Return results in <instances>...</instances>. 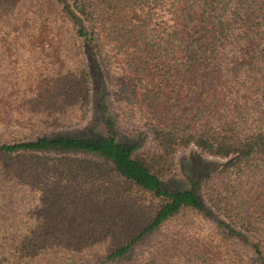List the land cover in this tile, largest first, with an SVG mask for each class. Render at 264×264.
<instances>
[{
    "label": "trees",
    "instance_id": "1",
    "mask_svg": "<svg viewBox=\"0 0 264 264\" xmlns=\"http://www.w3.org/2000/svg\"><path fill=\"white\" fill-rule=\"evenodd\" d=\"M0 264H264V0H0Z\"/></svg>",
    "mask_w": 264,
    "mask_h": 264
},
{
    "label": "rangeland",
    "instance_id": "2",
    "mask_svg": "<svg viewBox=\"0 0 264 264\" xmlns=\"http://www.w3.org/2000/svg\"><path fill=\"white\" fill-rule=\"evenodd\" d=\"M107 99L108 100H105L104 103L107 105V112L113 118L118 136L122 140L133 141L143 145L149 142L150 133H148V124L150 121V113L148 107H144V118L141 122L134 124L133 122L125 121L113 101L110 98ZM65 131L74 134H106L107 126L101 118L100 109L97 107L96 100L93 102L89 117L82 124ZM224 162L225 159L203 154L195 146L182 149L176 155L174 164L175 170L166 178V182H174L179 187H186L196 178L198 167H202L206 163L221 165ZM200 193L201 195L204 194L202 185L200 187ZM212 216L218 218L214 212Z\"/></svg>",
    "mask_w": 264,
    "mask_h": 264
}]
</instances>
